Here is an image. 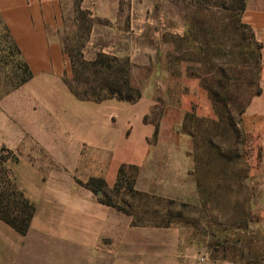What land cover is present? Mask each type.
<instances>
[{
    "label": "rangeland",
    "instance_id": "rangeland-1",
    "mask_svg": "<svg viewBox=\"0 0 264 264\" xmlns=\"http://www.w3.org/2000/svg\"><path fill=\"white\" fill-rule=\"evenodd\" d=\"M88 1L55 0L59 23L50 36L69 59L92 60L98 52L128 58L141 97L93 104L36 77L5 100L9 110L1 106L0 146L27 131L16 108L31 102L32 119L39 126L51 120L70 144L65 149L77 148L53 159L57 169L54 162L36 170L23 162L27 180L67 191L71 186L41 175L62 176L68 168L64 179L74 188L110 201L126 221L129 244L160 251L152 264H264V90L259 43L241 22L240 0H121L127 40H117V21L94 16ZM24 76L0 24V100ZM110 111L112 126L101 121ZM71 126L86 136L78 145L81 132ZM85 147L92 150L82 156ZM17 164L8 163L14 179ZM94 176L106 182H96L98 192L86 187ZM25 178L33 196L39 186ZM74 188L58 206L69 223L80 198ZM31 256L48 264L37 249ZM74 261L64 244L57 264H80Z\"/></svg>",
    "mask_w": 264,
    "mask_h": 264
},
{
    "label": "crops",
    "instance_id": "crops-1",
    "mask_svg": "<svg viewBox=\"0 0 264 264\" xmlns=\"http://www.w3.org/2000/svg\"><path fill=\"white\" fill-rule=\"evenodd\" d=\"M120 1H88L87 8L94 12V16H104L117 21L113 28L117 40H127L126 34L129 33V29L123 28V9ZM54 4L55 0H0V15L33 73L31 80L41 76L42 82L62 84L70 92L64 78H70L72 75L71 61L64 54L60 41L56 37L50 36L51 28L59 23L58 16L54 14ZM123 12L126 13L125 18H127V10L125 9ZM240 19L252 30L261 45L260 69L262 89L264 90V0H246L245 9L241 13ZM16 90L0 100V108L5 104L4 107L10 109L5 100ZM87 102L102 104L112 103V100ZM16 110L24 115L21 122L27 131L12 134L9 140L1 142L0 148L6 146L19 156L14 175L21 188L23 187L26 194L35 201L36 211L25 235L19 234L0 220V264H36L34 257L31 256V252L35 249L47 259L48 264H57L59 253L66 243L73 248L74 262L80 264H152L153 261H160L159 250H156L155 258L156 251L153 249H146L143 244L128 243L126 221L118 212L114 211L112 207L100 203L88 193V190L74 188L70 181L64 179V172L68 168L64 169L62 176L57 173L50 179L42 175L41 178L43 181L50 180L56 184L62 181L61 183L66 184L67 187L69 185L70 188L76 189V193L79 194L77 198H80L75 208L71 209L73 215L71 223L65 222L63 218L59 217L58 206L61 204L60 198L73 190L67 188L66 191L58 185L40 184L36 179L31 180L39 186L38 191L32 192L33 196H31L29 191L25 190L26 183L23 182V178L26 176L25 172L20 169L23 162L35 170L40 169L44 163L54 162V167L57 169L58 165L53 159L64 154V151H74L77 147L65 149L70 144L66 145L63 131L60 132L59 128L46 123H51V120L47 119L44 124L41 122L42 124L39 126V121L32 119L36 115L31 102L17 106ZM112 117L113 112L110 111L102 115L101 121L111 125ZM10 124L15 125L14 122ZM79 129V126L70 127V130L78 131V134L81 132ZM89 133L94 135L95 130H90ZM79 135L76 136L80 137V140L74 144L78 145L81 139L86 138V136H82V132ZM90 147L83 148L81 155L82 152H86L88 155L92 150ZM144 147H146V143ZM96 148L98 147H95V150ZM79 161L81 162V159ZM77 166L78 164L70 169H75ZM50 187L51 189L55 187V189L49 190ZM75 195V193L71 194V196Z\"/></svg>",
    "mask_w": 264,
    "mask_h": 264
},
{
    "label": "trees",
    "instance_id": "trees-1",
    "mask_svg": "<svg viewBox=\"0 0 264 264\" xmlns=\"http://www.w3.org/2000/svg\"><path fill=\"white\" fill-rule=\"evenodd\" d=\"M245 4L246 0H240V13L245 9ZM0 24H3L9 43L20 57L25 73L18 85L13 88L15 90L31 80L33 73L1 15ZM260 48L261 45L259 44ZM68 56L71 61L72 75L70 78L65 77L64 82L77 99L100 102L114 98L124 102H135L141 97L139 88L132 84L128 58L103 52H98L92 60H86L73 53H68ZM258 59L260 61V53ZM10 161L16 163L19 161V157L6 146H2L0 148V220L19 234L25 235L36 211V203L21 188L17 180L10 175L8 165ZM96 182L106 185L103 178L94 176L86 182V187L98 192ZM101 202L112 205L110 201Z\"/></svg>",
    "mask_w": 264,
    "mask_h": 264
}]
</instances>
